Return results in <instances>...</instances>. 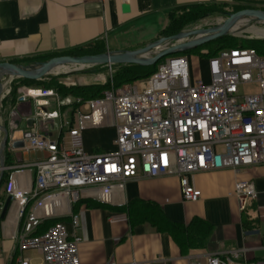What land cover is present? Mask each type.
<instances>
[{"label": "built area", "instance_id": "obj_1", "mask_svg": "<svg viewBox=\"0 0 264 264\" xmlns=\"http://www.w3.org/2000/svg\"><path fill=\"white\" fill-rule=\"evenodd\" d=\"M163 49L167 44L159 50ZM71 66L78 67L75 71L93 67ZM103 67L109 73L104 80L107 88L95 99L72 100L81 104L73 116L52 90L24 85L12 89L18 78L0 80V112L4 114L0 132L11 123L18 105L32 104V126L27 132L21 130L28 137L16 151L42 154L39 160L16 162L9 133L0 180L5 176L4 203L7 198L10 203L0 221V237L4 225L16 222L11 264H79L77 249L82 240L75 234L74 207L95 202L117 203L121 208L128 182L174 176L182 201L195 203L200 192L190 184V176L264 165V57L255 50H220L206 58L205 77L197 79L183 53L167 57L139 85L115 87L111 65ZM253 82L259 85V94H238L240 86ZM12 93L14 99L9 101ZM4 102L8 109L3 108ZM49 121L54 128L42 133L39 125ZM58 123L61 127L56 131ZM100 128L114 131V149L86 153L82 134ZM26 172L32 176L29 184L18 180ZM233 195L242 207L258 196L248 181L236 182ZM63 218L70 219L71 235L60 221ZM57 219L38 233L44 223ZM30 252L38 255L39 262L25 256ZM244 252H208L207 263L247 264L242 261Z\"/></svg>", "mask_w": 264, "mask_h": 264}, {"label": "crops", "instance_id": "obj_2", "mask_svg": "<svg viewBox=\"0 0 264 264\" xmlns=\"http://www.w3.org/2000/svg\"><path fill=\"white\" fill-rule=\"evenodd\" d=\"M234 3L264 6V0H0V64L26 67L98 42L110 53L138 50L160 38L174 12ZM32 109L30 103L18 105L6 129L27 132ZM13 123L19 126L13 128ZM98 133L111 137V147L100 146L92 136ZM3 136L0 132V143ZM114 138L111 129L87 130L82 134V147L86 153L111 152ZM31 179L27 172L18 178L25 184ZM189 181L200 192L195 203L182 201L178 178L169 176L128 182L121 208L116 207L118 199L113 205L81 202L75 206V234L82 240L77 249L79 264H208V252L236 250L245 251L243 262L264 264V165L202 172L190 176ZM238 181L252 182L258 195L244 207L233 195ZM1 189L3 193L4 184ZM155 209L168 222L184 227L192 220H202L211 228L207 241L203 246H182L152 221L140 217V212ZM60 221L71 235L70 219ZM17 231L16 222L2 227L0 264H11L12 235ZM25 256L39 262V257L35 261L30 253Z\"/></svg>", "mask_w": 264, "mask_h": 264}, {"label": "trees", "instance_id": "obj_3", "mask_svg": "<svg viewBox=\"0 0 264 264\" xmlns=\"http://www.w3.org/2000/svg\"><path fill=\"white\" fill-rule=\"evenodd\" d=\"M213 7H222V6H192L187 9H183L177 12H174L170 15L168 25L164 30L161 32L160 37H166L168 38L173 37L177 35L179 32V28L182 26L183 22L188 20H195L196 19V12L199 9H205V8H213ZM243 10L247 9H256V10H262L261 7H252L249 5H246L244 7H241ZM253 49L256 51V53L264 57V40L261 41H245V40H236L227 36L216 38L201 47L190 50L188 53L185 54H193L200 55L204 58L211 57L215 55L218 51L223 49ZM106 52L104 44L101 43H95L93 45H88L76 52H69L64 53L61 55H54L49 56L47 58H44L40 60L39 63L46 62L52 58L66 56V57H82V56H97L104 54ZM206 53L203 55V53ZM36 64V63H35ZM38 64V63H37ZM100 67V66H97ZM117 72L112 77L113 85L115 87L124 85V84H132L137 81L144 80L148 78L152 73L155 72L156 67L155 65L152 67H139V66H132V65H120L116 66ZM22 85L25 84V86L28 87H36V88H42V89H48L52 91H57L63 100H66L64 102V108H67L69 112H72V106L74 103H72V100L81 99V100H90L95 99L101 95V93L107 88L105 85V88L101 90L98 88V86L94 85H76L74 87L66 88L62 84H56L53 80H49V83H45V80L38 81L36 83L29 82L23 79H18ZM97 88V89H95ZM93 89H95L93 91ZM14 99V93L11 94L10 100ZM67 106V107H65ZM72 115V113L70 114ZM4 177L0 180V185L4 182ZM91 203V202H90ZM140 217L145 220L152 221L155 226H157L158 229L167 232L169 235L172 236V238L181 244L182 246L189 247L190 245H196V246H203L204 243L207 241L208 235L210 233L211 228H209L205 222L202 220H192V222L189 223L188 226L184 227L182 225H176L168 222L162 213L155 209L154 212H140ZM1 221V220H0ZM55 221L46 222L42 225L41 228H39L38 233H42L48 226L54 224Z\"/></svg>", "mask_w": 264, "mask_h": 264}, {"label": "water", "instance_id": "obj_4", "mask_svg": "<svg viewBox=\"0 0 264 264\" xmlns=\"http://www.w3.org/2000/svg\"><path fill=\"white\" fill-rule=\"evenodd\" d=\"M242 18H251L258 22L264 23V12L256 9H247L236 14L230 15L228 20L225 21L222 27L217 29H211L208 31H197L188 34H177L170 38H162L156 42L149 44L141 49L128 51V52H117L97 55V56H84V57H56L52 58L46 62L33 64L30 66H17L11 63H1L0 64V80L3 77H14L18 79H23L29 82H38L43 78L47 77L52 70L57 67L67 66V65H87V66H104V65H132L139 67H152L156 65L160 60L170 57L174 54L185 53L186 51L200 47L216 38L223 37L229 33L233 25ZM191 36H199L194 40L188 41L183 44H176L171 46V48L159 50L163 45L170 42L180 43ZM159 50V51H158ZM158 51V52H157ZM153 54L152 57H147V55ZM33 120L30 119L26 124L30 128L32 126ZM19 123H13V128H17ZM40 126L45 128L44 131L50 128H54V122L41 123ZM9 133L11 135L12 142H19V145H12L11 149L16 151L23 148L22 140L28 137V134H24L23 131L15 130L12 133L7 129H3V140L0 145V166H3V151L7 146V140ZM16 162H27L36 159H41L42 154L36 153H15L14 155ZM1 178V177H0ZM10 199L7 198L0 214V220L4 219L7 212Z\"/></svg>", "mask_w": 264, "mask_h": 264}, {"label": "rangeland", "instance_id": "obj_5", "mask_svg": "<svg viewBox=\"0 0 264 264\" xmlns=\"http://www.w3.org/2000/svg\"><path fill=\"white\" fill-rule=\"evenodd\" d=\"M245 4L242 3H234L231 6H222V7H213V8H205V9H199L196 12V19L195 20H188L183 22L182 26L178 29L179 32L177 34H188L192 32H197V31H208L211 29H217L223 26L226 20H228L230 15L236 14L238 12L243 11L241 7H244ZM263 6L261 7V9ZM264 12V9L260 10ZM234 28H232L229 33L225 36L236 39V40H245V41H261L264 40V23L258 22L254 19L251 18H242L239 21H237L234 25ZM262 33V34H261ZM162 38H168V36H162L158 39H156L154 42L158 41L159 39ZM196 38H199V36H191L182 41L181 43H174L170 42L167 44V48H171V46L176 45V44H183L188 41L194 40ZM201 47V46H200ZM199 47L190 49L194 50ZM188 50V51H190ZM188 51H186L188 53ZM185 52V53H186ZM107 53V52H105ZM104 53V54H105ZM183 53L186 57L189 58L190 60V68L192 72V77L197 79L200 76L205 77V64H206V58L196 55L195 53L193 54H185ZM175 55V54H174ZM177 55V54H176ZM84 57V56H82ZM166 58L160 60L155 67H157L161 62H163ZM120 65H111L112 69V74L111 76L117 72V67ZM67 67V66H66ZM70 68V71L67 72L66 74H58V75H48L47 77L43 78L45 80V83H49V80H53L56 84H62L64 87L69 88V87H74L76 85H94L98 86L101 90L105 88V81L108 80V71L105 69L103 66L97 67H89V68H83V71H75L78 67L75 66H68ZM6 79H2V82H5ZM112 81V79H111ZM32 83V82H31ZM36 83V82H34ZM113 83V81H112ZM137 85L141 84V81L136 82ZM21 82L19 80L14 81L12 83V89L16 88L19 86ZM25 86V84H24ZM28 87V86H26ZM31 88H36V87H31ZM97 89V88H95ZM93 89V91L95 90ZM56 92L60 97L61 95ZM260 89L259 85L256 84L255 82L250 83V84H245L243 86H240L238 88V94L239 95H255L259 94ZM11 97V96H10ZM63 99V98H62ZM66 102V100H64ZM6 102L3 103V108L6 105ZM51 106H54L51 104ZM81 104L77 105L74 104L72 106V112L73 113L76 109H81ZM1 111V110H0ZM66 112H68V109H66ZM3 112H0V115ZM71 114L70 112H68ZM71 116V115H70ZM73 116V115H72ZM10 128V124L7 126ZM40 130L42 133H45L44 130L45 128L43 126H40ZM61 125L58 123L56 126V131L60 130ZM93 138L99 140V144L101 147H111L112 145V139L111 137L105 135V133H98L97 135L94 134L92 135ZM65 145H68L70 143L69 140L65 138L64 140ZM4 203V197L0 185V214H1V209L2 205ZM31 257L36 261L38 259V255L35 252H30ZM37 256V257H36Z\"/></svg>", "mask_w": 264, "mask_h": 264}, {"label": "bare ground", "instance_id": "obj_6", "mask_svg": "<svg viewBox=\"0 0 264 264\" xmlns=\"http://www.w3.org/2000/svg\"><path fill=\"white\" fill-rule=\"evenodd\" d=\"M234 28V27H232ZM262 34V33H261ZM70 71L69 67L63 66V67H57L54 70L51 71L49 75H58V74H66Z\"/></svg>", "mask_w": 264, "mask_h": 264}]
</instances>
